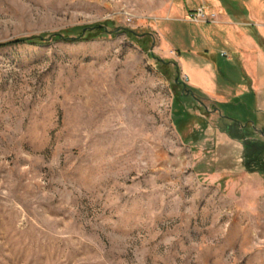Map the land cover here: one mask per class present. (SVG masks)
<instances>
[{"label": "rangeland", "instance_id": "obj_1", "mask_svg": "<svg viewBox=\"0 0 264 264\" xmlns=\"http://www.w3.org/2000/svg\"><path fill=\"white\" fill-rule=\"evenodd\" d=\"M213 1L264 4L0 0V44L46 36L0 48V264H264V103L181 64Z\"/></svg>", "mask_w": 264, "mask_h": 264}, {"label": "crops", "instance_id": "obj_2", "mask_svg": "<svg viewBox=\"0 0 264 264\" xmlns=\"http://www.w3.org/2000/svg\"><path fill=\"white\" fill-rule=\"evenodd\" d=\"M211 4L224 13L217 24L198 27L204 53L181 58L182 69L190 79L189 89L212 105L239 103L263 110L264 50L255 34L264 40V4L257 11L248 5L241 13L219 1Z\"/></svg>", "mask_w": 264, "mask_h": 264}, {"label": "trees", "instance_id": "obj_3", "mask_svg": "<svg viewBox=\"0 0 264 264\" xmlns=\"http://www.w3.org/2000/svg\"><path fill=\"white\" fill-rule=\"evenodd\" d=\"M99 32H102V30L100 29ZM98 35L99 34H96L94 36L96 37ZM255 36L257 38L258 44L264 50V40L260 36H258L256 34H255ZM45 38H46V36L32 37V38H27V39H20V40L12 41V42H9V43L0 44V48L7 47V46H12V45H21V44H31V45H35L36 42H40V43L41 42H44L45 41ZM49 38H52V40H54V41H69L70 40L69 35L62 34V33H60V34H53V35L49 36ZM242 105L245 108V110L250 111L249 110V107L247 105H245V104H242ZM226 106H230V105H226ZM222 118H223V120L224 119L230 120L233 123V125H237L238 127H241L242 129L244 128V125H246L245 129H248L249 128V125L252 124V122H247L246 124H243V123H240L237 120H232V119H230L229 117H226V116H224ZM225 126H226V128H225L224 132L225 133H228L229 135H234L233 131H230L228 125H225ZM253 128H255V127L253 126ZM244 131L245 130H242L241 131V132H243L242 133L243 136L244 135L246 136V137H242L243 140L248 137L247 133H245ZM244 146L245 147H260L259 145H256L255 143L249 142V141L248 142L245 141V145Z\"/></svg>", "mask_w": 264, "mask_h": 264}, {"label": "built area", "instance_id": "obj_4", "mask_svg": "<svg viewBox=\"0 0 264 264\" xmlns=\"http://www.w3.org/2000/svg\"><path fill=\"white\" fill-rule=\"evenodd\" d=\"M188 20L195 23H216L215 15H207L203 9H198L193 12Z\"/></svg>", "mask_w": 264, "mask_h": 264}]
</instances>
